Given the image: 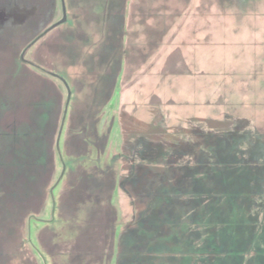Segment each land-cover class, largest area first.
Here are the masks:
<instances>
[{
	"label": "rangeland",
	"instance_id": "374dc122",
	"mask_svg": "<svg viewBox=\"0 0 264 264\" xmlns=\"http://www.w3.org/2000/svg\"><path fill=\"white\" fill-rule=\"evenodd\" d=\"M64 2L36 67L0 36V264H118L133 214L143 264H264V3Z\"/></svg>",
	"mask_w": 264,
	"mask_h": 264
},
{
	"label": "flooded vegetation",
	"instance_id": "af4514ba",
	"mask_svg": "<svg viewBox=\"0 0 264 264\" xmlns=\"http://www.w3.org/2000/svg\"><path fill=\"white\" fill-rule=\"evenodd\" d=\"M253 2L264 3V0H197V2L190 0L189 3L195 10H206L207 14V10L214 8L218 13L221 12L223 16L226 13L235 14V12L238 13L242 9L245 10L248 4ZM0 13L4 14L0 17V36L6 31L13 32L18 28L25 29V37L29 42L23 49L20 60L24 65L31 68L36 66L34 62L25 57L28 51L44 38L58 31L66 22L63 19L67 18L64 0H26L24 3L9 2L6 5L0 3ZM17 13L24 16L25 21L23 24L17 22ZM37 69L41 71L40 74L45 80L52 78L65 84L62 78L52 69L44 67ZM50 83L54 84L55 82L50 81Z\"/></svg>",
	"mask_w": 264,
	"mask_h": 264
},
{
	"label": "trees",
	"instance_id": "16d2710c",
	"mask_svg": "<svg viewBox=\"0 0 264 264\" xmlns=\"http://www.w3.org/2000/svg\"><path fill=\"white\" fill-rule=\"evenodd\" d=\"M186 69L182 70L180 72L177 71V73H181V74L185 75L188 72V71H186ZM177 80H179V79H177ZM205 110H206V113H209L207 108H205ZM252 154H253V157H252V159H250L249 164H250V166L251 165L256 166L257 163L260 162V159L258 160V158H261L260 157V152L259 151H258V153H255V152L253 153L252 152ZM255 160L257 162H255ZM195 168H196V165H192V166L189 167V170H193ZM255 173L251 174V177H255ZM199 180H200L199 177H197L195 180H193V181L191 180L188 183L189 185L191 183V191L194 192L195 194H197L198 196H200L201 194H204L205 190H206V193L208 195H210V196L214 195V190L207 188V186H209L208 185L209 183H207V186H205V185L199 186V184H198ZM159 181L161 183H165L167 181V179H165V177L164 178L160 177ZM262 188H264V184H263ZM198 198L196 197V200L199 201ZM136 221H137L136 214H133L132 217H131V220H130V224H129L128 228H127V234H126L127 236L130 235V237H132L136 241L135 242L136 244H134L130 248V250H126V249L124 250V246L121 245L122 249H120V251H119L121 253L118 252L120 257L117 258V259L115 258V261H118V264H119V260L124 259V253H125L126 257H127L126 258L127 260L126 261H122V264H143V261H156L157 260V256H156L157 252H156V250L158 248H156V237L153 236L154 234L150 233V228H148L149 227V223L146 224V220H144V219H141L138 222H136ZM142 233L148 234L147 237L140 238ZM142 240H143V242H145V244H143V245L141 244ZM137 249H138L139 252L141 251L140 254L135 252ZM155 258H156V260H153ZM141 261H142V263H141Z\"/></svg>",
	"mask_w": 264,
	"mask_h": 264
},
{
	"label": "water",
	"instance_id": "95a60500",
	"mask_svg": "<svg viewBox=\"0 0 264 264\" xmlns=\"http://www.w3.org/2000/svg\"><path fill=\"white\" fill-rule=\"evenodd\" d=\"M4 14L3 13H0V17H2ZM16 18H17V22L19 23V24H23L24 23V21H25V19H24V16L23 15H21V14H16ZM64 21L66 20V17H65V19H63Z\"/></svg>",
	"mask_w": 264,
	"mask_h": 264
}]
</instances>
